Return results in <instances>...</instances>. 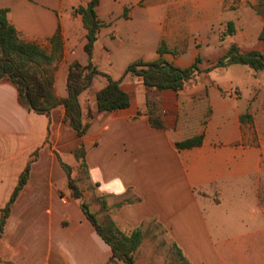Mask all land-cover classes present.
<instances>
[{"label": "crops", "instance_id": "obj_1", "mask_svg": "<svg viewBox=\"0 0 264 264\" xmlns=\"http://www.w3.org/2000/svg\"><path fill=\"white\" fill-rule=\"evenodd\" d=\"M90 1L0 0V9H7L9 22L26 41L51 52L52 38L59 33L52 64L59 98L67 96L70 64L89 62L88 31L75 9ZM137 1L101 0L99 36L131 21L122 13ZM156 9L147 4L139 11L158 34L155 52L145 61L160 57L157 49L175 27L161 22L165 15ZM263 27L259 20L249 29L258 36ZM98 41L91 61L107 73L96 62ZM198 55L193 52L191 58ZM162 57L173 63L168 54ZM103 78L94 76L79 97L83 120L90 122L83 137L64 124L63 105L50 117L39 114L20 101L10 79L0 80V217L30 165L0 238V264H106L112 257L81 205L59 197L67 187L59 158L79 164L74 153L81 142L90 180L107 194L113 220L124 232H143L136 264H172L167 254L146 247L147 233L156 227L166 231L167 242L175 244L188 264H264V69L212 67L178 91L149 88L127 75L118 80L130 105L115 111L97 108L96 94L107 84ZM148 103L161 114L164 128L151 125ZM198 135H203L200 145L176 146Z\"/></svg>", "mask_w": 264, "mask_h": 264}, {"label": "trees", "instance_id": "obj_2", "mask_svg": "<svg viewBox=\"0 0 264 264\" xmlns=\"http://www.w3.org/2000/svg\"><path fill=\"white\" fill-rule=\"evenodd\" d=\"M101 0H91L85 6H79L75 12L83 17L84 26L87 28V43L85 51L89 56L86 65L79 61H73L69 66L67 76V96L59 98L55 92V68L52 64L60 48V35L57 32L53 38V50L40 46L37 43L26 41L21 37L18 30L7 18V9H0V80L10 79L17 87L20 101L39 114L51 116L52 111L58 106L65 108L63 122L65 125L76 130L79 137H83L89 130L90 122L83 120L80 104V95L93 84L96 75L107 78V84L96 94L97 108L99 111H115L130 105V96L120 86L121 80L113 79L108 73L100 71L92 63L91 57L94 46L99 37L102 23L98 18L97 8ZM231 32L234 31V23L229 22ZM264 40V27L259 35ZM162 42L157 49L160 57L153 61H145L142 58L130 63L125 69L122 78L128 74L141 79L146 87L157 89L182 90L186 84L199 72L198 56L195 62L186 68H180L163 58V54L170 52ZM230 64L247 65L254 70L264 69V52L257 50L243 51L232 44L229 51L222 55L211 67H225ZM149 120L153 127L164 128L161 114L148 103ZM89 118L92 113L89 112ZM203 135L194 136L176 143L180 149L200 145ZM75 155L85 160L86 150L81 142L76 148ZM62 167L67 171L68 184L77 199L81 198L76 185L71 179L70 165L62 161ZM85 162V161H84ZM86 163V162H85ZM30 165L28 164L21 174L18 184L12 193L6 207L1 211L0 238L3 235L11 206L17 199L23 186L29 178ZM106 208V203H102ZM81 208L92 223L99 236L111 247L112 257L106 264H116V260H122L128 264L135 263V253L143 241V232L135 228L129 232L122 231L111 217L100 221L97 214L92 212L88 203L81 202ZM180 253V251H179ZM181 254V253H180ZM183 264H188L182 257Z\"/></svg>", "mask_w": 264, "mask_h": 264}, {"label": "rangeland", "instance_id": "obj_3", "mask_svg": "<svg viewBox=\"0 0 264 264\" xmlns=\"http://www.w3.org/2000/svg\"><path fill=\"white\" fill-rule=\"evenodd\" d=\"M147 4L157 7L156 11L165 15L161 22L175 26L168 30L169 34L161 41V43L164 41L165 46L170 49V52L166 54L173 59V63L186 67L195 62L191 54L198 51L200 71L194 74V77L205 76L207 68L226 54L232 44L243 51L257 49L262 52L264 50V45L261 43L262 41L264 43V40L259 38L260 34L255 36L249 29L258 25L259 20L264 21V0H154V2L139 0L137 3L126 6L122 13L123 18L132 19L131 21L117 24L114 26V31L107 28L99 36L96 62L115 80L122 77L130 63L139 58L152 56L155 52L158 34L152 27L145 25L139 13L147 7ZM135 13L136 16L133 19ZM231 21L234 23L233 32L229 28ZM108 32L111 33L108 34ZM104 45H107L110 50L106 51ZM75 157L79 163L77 165L69 164L63 156L61 160L70 165V177L80 192L81 198L75 197L68 184L67 171L64 168L67 187L64 192L59 193V197H64L67 202L74 200L79 204L88 203L100 221L108 216L112 218L107 207V194L100 192L98 185L90 180L89 164L86 160L82 161L76 155ZM102 203H106V208H103ZM167 239L165 230L159 227L152 228L146 236V247L167 254L169 263L183 264L179 250L175 244L168 243ZM173 254L175 256L177 254V258L172 261L170 258H174Z\"/></svg>", "mask_w": 264, "mask_h": 264}]
</instances>
